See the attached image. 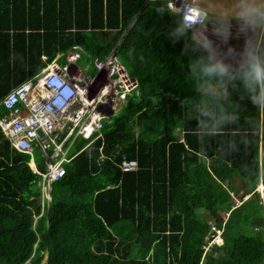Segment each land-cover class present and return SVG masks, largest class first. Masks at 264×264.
I'll return each mask as SVG.
<instances>
[{"label":"trees","instance_id":"obj_1","mask_svg":"<svg viewBox=\"0 0 264 264\" xmlns=\"http://www.w3.org/2000/svg\"><path fill=\"white\" fill-rule=\"evenodd\" d=\"M194 32L164 0H0V99L76 50L89 61L115 47L137 79L100 137L70 145L49 201L30 153L0 130V264H264V95L252 76L264 23L256 59L237 68L213 62ZM231 190L255 197L236 205ZM201 209L223 225L221 244L205 247Z\"/></svg>","mask_w":264,"mask_h":264},{"label":"built area","instance_id":"obj_2","mask_svg":"<svg viewBox=\"0 0 264 264\" xmlns=\"http://www.w3.org/2000/svg\"><path fill=\"white\" fill-rule=\"evenodd\" d=\"M164 1L172 10L181 13L187 25L204 23L206 11L198 5L188 0ZM193 11L198 15L193 17ZM78 54L69 52L66 58L70 63L64 65L53 59L39 73L12 86L0 101L5 108L0 115V130L11 146L32 152L38 145L51 154L45 171L41 172L42 182L46 180L42 202L50 198L51 180L64 173L62 161L70 159L68 149L73 141L78 136L90 138L89 142L100 137L103 118L116 112L119 108L116 101L125 100L126 93L137 86V79L128 74L112 50L105 59L93 61L97 70L106 69L108 82L89 96L86 83L89 74H81V66L76 63ZM88 67L86 64L83 69ZM66 141L68 144L64 147ZM121 166L125 170L133 169L136 160L124 158Z\"/></svg>","mask_w":264,"mask_h":264},{"label":"rangeland","instance_id":"obj_3","mask_svg":"<svg viewBox=\"0 0 264 264\" xmlns=\"http://www.w3.org/2000/svg\"><path fill=\"white\" fill-rule=\"evenodd\" d=\"M251 19H254L253 20L254 25H256L262 19V10H260L259 12H257L253 16H251ZM251 19L249 18L247 20H242V19H229V18H225V17H223V19L221 17L211 19L215 23L211 22L212 28L207 30L206 33L208 34L209 31H211L210 34H212V32H213L215 35L218 36V38H214L212 40V42L207 41V40H204V41L206 42L208 47L212 50L213 57L215 59H217L218 61H221V62L224 61V58L219 57L217 54V51H220V52L224 53L225 55L227 54V56L225 57L226 59L233 60L236 58L235 57V51L243 52V51L247 50V48L249 46H251V39L253 38V35H255V34L258 35L260 32V28H259L260 24L259 23L257 24V27L255 29V33H252L249 31L248 27H251L252 22L250 24H248V23H249V21H251ZM216 23H218V24H216ZM262 26H263V24H262ZM201 33L203 34L202 30H201ZM236 39H238V41H236ZM254 40H255V36H254ZM255 47H256V44H255ZM82 51L83 50H81L80 52L82 53ZM214 52H216V53H214ZM244 56L245 55L243 54V57ZM92 60H94V58H92ZM76 62L77 63L79 62L82 66L85 63H88V64H90L89 68L90 69L92 68L91 59L89 61L78 59ZM58 64L62 65L61 61H58ZM89 78H90V80L87 82V87L89 90V96H91L93 93H95L99 87H101L102 85H104L105 83L108 82L107 72H106V69H104V68L98 70V72L96 74L91 72ZM212 88L216 89L217 85H213ZM0 101H1V99H0ZM118 103H119V101L117 100L115 103L116 107H117ZM0 105L2 106L1 103H0ZM116 110H117V108H116ZM118 110H119V108H118ZM34 147L36 148L37 145ZM50 156H51L50 152H47V151L44 154V156L42 154L39 155L40 159H42V157H44V160L46 161L45 162L46 167L48 165ZM35 162L37 163L36 160H35ZM28 166L31 168L32 171L35 172L36 167H35L34 163L32 164L29 161ZM228 173H229V175H232L233 170H229ZM38 184L41 187V194H42L43 190H44L42 187V179L39 181ZM237 185L239 186L240 183L237 182ZM255 190L259 193L258 196L260 198V202H262V204H264V192H261V189H259V185L255 188ZM48 191H49V189H48ZM231 194H232V197H233L236 205H240L243 201H246L248 198L251 199V198L255 197V195H253V194H249V195L243 194V195H241V197H239V195L241 194L240 190L237 193L235 191L231 190ZM45 196H47V195L45 194ZM42 199L43 198L40 196L39 201L42 202ZM201 210L204 213L207 212L205 209H201ZM229 211H231V210H229V209L223 210V211H221V213L226 218L227 216H229ZM204 218L211 224L208 232L205 234V238L208 241V243L205 247H209L212 245L213 241L221 242V238L218 237V234H219V232H222V228H220V230H218V226H216V224H214V222L210 218V215H208L207 213L204 215ZM213 235H216V236L213 237ZM208 239H212V240H208ZM148 254H149V250L145 249V248H139L137 251V256L139 258H145V257H147Z\"/></svg>","mask_w":264,"mask_h":264},{"label":"water","instance_id":"obj_4","mask_svg":"<svg viewBox=\"0 0 264 264\" xmlns=\"http://www.w3.org/2000/svg\"><path fill=\"white\" fill-rule=\"evenodd\" d=\"M196 5H198L201 9L206 11L208 14L221 16V17H231V18H250L264 7V0H188ZM261 22V20L259 21ZM258 22V23H259ZM261 29V25H259ZM196 38L202 41L196 33L194 34ZM258 41V35L255 34V43ZM259 42V41H258ZM205 44V43H204ZM207 47V46H206ZM256 47L253 48L254 51ZM208 54L210 59L217 63L220 66L225 67H233L237 68L239 66H245L254 58V52H251L249 56H247L243 61H230L224 56H219L224 58V61H218L213 57L212 50L208 47ZM242 60L243 56H239ZM225 62V63H224ZM40 131V130H39Z\"/></svg>","mask_w":264,"mask_h":264},{"label":"clouds","instance_id":"obj_5","mask_svg":"<svg viewBox=\"0 0 264 264\" xmlns=\"http://www.w3.org/2000/svg\"><path fill=\"white\" fill-rule=\"evenodd\" d=\"M167 5V4H166ZM170 8V7H169ZM264 8V7H263ZM262 8V9H263ZM171 9V8H170ZM178 12V11H177ZM198 15V13L197 12H195V11H193L192 12V16L193 17H195V16H197ZM264 12H263V10H262V19H261V22H260V25H261V29H260V32H259V34H258V41H260V37H261V33H262V28H263V26H262V24L264 23ZM206 19V18H205ZM183 20V19H182ZM183 22H184V20H183ZM205 22V21H204ZM262 23V24H261ZM184 24L186 25V26H188V27H195V32H197L198 31V28H199V26H201V25H199V26H189V25H187L185 22H184ZM195 32H194V34H195ZM199 35H197L199 38H201L202 39V41L201 42H203L204 43V38H203V36H202V34H201V32L199 31V33H198ZM195 36V35H194ZM256 42L255 44H256V49L254 50V58H253V60L254 59H256V57H257V49H258V45H259V42ZM78 48L80 49V47L78 46ZM112 50H114V53H115V47L112 49ZM111 50V51H112ZM110 51V52H111ZM71 52H73V51H71ZM70 52V53H71ZM75 52H78L79 54H78V57L76 58V61L79 59L80 60V58H81V52H80V50L78 51V50H76ZM109 52V53H110ZM109 54H107L105 57H107ZM115 55H116V53H115ZM105 57L104 58H102V59H98V58H94V60L95 59H98V60H103V59H105ZM116 57H117V55H116ZM117 59H118V61L120 62V60H119V58L117 57ZM56 60H57V58H56ZM94 60H91V66H92V68L90 69L89 67L85 70V69H83L84 68V66L86 65V64H88V63H85L83 66L78 62H76L77 64H79L81 67H80V69H81V74H83V75H87V74H89V77H90V74H91V72L92 73H94V74H96V72L98 71L97 69H96V67L94 66V64H93V61ZM252 60V61H253ZM58 61V60H57ZM252 61H250V62H252ZM58 63V62H57ZM66 63H70L68 60H67V58H66ZM65 63V64H66ZM121 63V62H120ZM122 64V63H121ZM249 64V63H248ZM247 64V65H248ZM62 65H64V64H62ZM73 65V64H72ZM123 65V64H122ZM247 65H245V66H247ZM89 66H90V64H89ZM124 66V65H123ZM239 67H244V66H239ZM124 68H125V66H124ZM125 70L127 71V69L125 68ZM214 71H216V70H218V71H220V72H223V68H221V67H217V68H215V69H213ZM128 72V71H127ZM116 74L117 73H115L114 74V76H116ZM128 74H129V72H128ZM130 75V74H129ZM131 76V75H130ZM252 76H253V78H254V80L257 82V83H259L260 84V86H261V93H262V95H264V69H262L259 65H254L253 66V68H252ZM132 77H134V76H132ZM89 80H90V78H89ZM89 80H87L86 81V83L89 81ZM136 87H134V88H132L131 90H133V89H135ZM130 90V91H131ZM130 91H128L127 93H126V96H127V94L130 92ZM125 100H126V97H125ZM125 100H123V101H121V102H119V106L118 107H120V104L122 103V102H125ZM2 107H3V105H2ZM4 108V107H3ZM4 110H5V108H4ZM117 111H118V109H117ZM116 111V112H117ZM2 115V114H1ZM3 133V132H2ZM5 136V135H4ZM67 142V144H68V141H66ZM66 142H64V147H66L67 145H65L66 144ZM38 146V145H37ZM15 148V147H14ZM34 148V147H33ZM70 148V147H69ZM50 149L52 150V146L50 147ZM50 150V151H51ZM68 152H69V149H68ZM30 153V158H32V156H33V150H32V152H29ZM75 155V154H74ZM74 155H72L71 157H70V159L74 156ZM69 156V155H68ZM30 158H29V161H30ZM70 159H68V160H70ZM68 160H63L62 161V166H63V162L64 161H68ZM135 160V159H134ZM29 161H28V163H29ZM33 164V163H32ZM35 164V167H36V170H35V172H42V171H40L39 169H38V167H37V163H34ZM64 167V166H63ZM46 169V168H45ZM64 171H65V167H64ZM63 175V174H62ZM61 175V176H62ZM60 177V176H59ZM58 177V178H59ZM55 179H57V178H55ZM55 179H53V180H55ZM53 180H51V181H53ZM51 183V182H50ZM261 184V183H260ZM262 190H264V188H262ZM47 201H49L50 200V198L49 199H46ZM217 226V225H216ZM218 230H220V227L218 226ZM216 235H213V237H215ZM218 237L219 238H221V240H222V232H219V234H218ZM213 239V238H212ZM212 239H208V240H212ZM207 243H208V241L206 240V245H207ZM221 244L222 243V241L221 242H217V241H213L212 242V244ZM205 245V246H206Z\"/></svg>","mask_w":264,"mask_h":264},{"label":"flooded vegetation","instance_id":"obj_6","mask_svg":"<svg viewBox=\"0 0 264 264\" xmlns=\"http://www.w3.org/2000/svg\"><path fill=\"white\" fill-rule=\"evenodd\" d=\"M217 17H221V16L211 15V14H208V13L206 12V19H205L206 21H205L201 26H199V28H198V31L201 32V30H202V32H203V34H202V33H201V34H202L204 40H207V41L212 42V40H213L214 38H218V36L215 35L213 32H212V34H210L211 31H209L208 34L206 33L207 30H209L210 28H212L211 22H214V21H212L211 19H212V18H217ZM221 18L223 19V17H221ZM225 18H229V19H242V20H247V19H249V18H231V17H225ZM253 20H254V19H251V21H249L248 24H250V23L252 22V25H251V27H248V29H249L250 32L255 33V29H256L258 23H257L256 25H254V21H253ZM214 23H215V22H214ZM209 24H210V25H209ZM216 24H218V23H216ZM222 24H223V23H222ZM259 24H260V22H259ZM254 36H255V35H253V38L251 39V46H249V47L247 48V50H245V51H243V52L235 51V57H236V58L233 59V60H230V61H234V60H237V61H243L247 56L250 55L251 52H254V51H252L253 48L255 47ZM236 41H238V39H236ZM204 43H205V45H206L207 48H208V45L206 44L205 41H204ZM217 54H218V56H224V58L227 56V54L225 55L224 53H222V52H220V51H217ZM243 54H244L246 57L244 56L243 59L241 60V59L239 58V56H243ZM251 54H252V53H251Z\"/></svg>","mask_w":264,"mask_h":264},{"label":"crops","instance_id":"obj_7","mask_svg":"<svg viewBox=\"0 0 264 264\" xmlns=\"http://www.w3.org/2000/svg\"><path fill=\"white\" fill-rule=\"evenodd\" d=\"M195 33H196L197 35H199V34H198L199 31H197V32H195ZM41 57L44 59V58H45V55L42 54ZM57 57H58V55H56L55 60H56ZM52 60H53V59H52ZM52 60H51V62H52ZM56 62H58V61L56 60ZM48 63H49V62H48ZM64 64H65V62H64ZM44 66H45V65H44ZM44 66H43V67H44ZM43 67H42V68H43ZM42 68H41V69H42ZM41 69H40V71H41ZM40 71H39V72H40ZM39 72H38V73H39ZM36 74H37V73H36ZM33 76H34V75H33ZM39 151H40V154H42V155L44 156L45 152L42 151L41 149H39ZM35 160H36V159H35V155L33 154L32 158H30V163H36ZM45 162H46V161H45ZM261 192H263L262 189H261ZM236 193H237V192H236ZM242 194H243V192L241 191V194H240V195H242ZM249 194H251V193H248V194H245V195H249ZM262 194H263V193H262ZM231 195H232V194H231ZM217 226H219V225H217ZM219 227L222 228V233H223V230H224L223 225H222V226H219ZM221 241H223V238H222Z\"/></svg>","mask_w":264,"mask_h":264},{"label":"bare ground","instance_id":"obj_8","mask_svg":"<svg viewBox=\"0 0 264 264\" xmlns=\"http://www.w3.org/2000/svg\"><path fill=\"white\" fill-rule=\"evenodd\" d=\"M262 188H264V185L261 183V184L259 185V189H262Z\"/></svg>","mask_w":264,"mask_h":264}]
</instances>
